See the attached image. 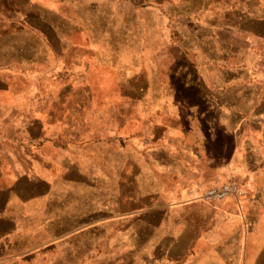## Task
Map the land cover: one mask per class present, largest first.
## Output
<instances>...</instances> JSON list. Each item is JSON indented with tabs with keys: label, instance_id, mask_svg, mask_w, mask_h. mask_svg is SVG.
Segmentation results:
<instances>
[{
	"label": "crops",
	"instance_id": "crops-1",
	"mask_svg": "<svg viewBox=\"0 0 264 264\" xmlns=\"http://www.w3.org/2000/svg\"><path fill=\"white\" fill-rule=\"evenodd\" d=\"M253 19L264 42V13ZM44 24L48 54L61 56L67 32ZM241 53L228 50L218 63L211 51L201 59L180 49L183 65L140 89L139 120L124 115L117 127L111 114L106 136L92 129L86 141L58 134L51 110L0 99V120L26 119L0 147V264L117 219L131 233L140 222L150 264H264V73L241 65ZM229 54L234 64L222 60ZM82 113L81 103L70 110ZM231 179L243 195L203 199ZM185 236L194 253L176 262L169 254Z\"/></svg>",
	"mask_w": 264,
	"mask_h": 264
},
{
	"label": "rangeland",
	"instance_id": "rangeland-1",
	"mask_svg": "<svg viewBox=\"0 0 264 264\" xmlns=\"http://www.w3.org/2000/svg\"><path fill=\"white\" fill-rule=\"evenodd\" d=\"M263 10L264 0H0V83L10 88L0 91V99L17 100L23 110L31 101L36 109L53 111V126L63 138L78 132V140L86 141L92 129L104 137L109 115L115 114L117 127L124 115L143 116L140 89L183 65L180 49L200 52L201 59L211 51L213 62L228 50L244 52L239 63H255L264 73V42L254 39L262 22L253 19ZM44 21L69 36L61 56L48 54ZM230 56L222 60L234 64ZM80 103L83 117H72L70 110ZM13 116L0 120V147L26 125L25 118ZM140 225L132 220V233L118 219L114 228L85 227L17 264H150ZM187 238L170 252L174 261L194 253L186 250ZM147 242L155 247L153 236Z\"/></svg>",
	"mask_w": 264,
	"mask_h": 264
},
{
	"label": "built area",
	"instance_id": "built-area-1",
	"mask_svg": "<svg viewBox=\"0 0 264 264\" xmlns=\"http://www.w3.org/2000/svg\"><path fill=\"white\" fill-rule=\"evenodd\" d=\"M239 188V183L236 180L231 179L219 187L207 189L203 194V199L210 202L221 201L228 196H236L239 193Z\"/></svg>",
	"mask_w": 264,
	"mask_h": 264
}]
</instances>
